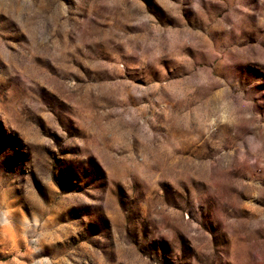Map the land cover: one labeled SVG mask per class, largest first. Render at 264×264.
I'll return each instance as SVG.
<instances>
[{
	"label": "rangeland",
	"instance_id": "1",
	"mask_svg": "<svg viewBox=\"0 0 264 264\" xmlns=\"http://www.w3.org/2000/svg\"><path fill=\"white\" fill-rule=\"evenodd\" d=\"M0 264H264V0H0Z\"/></svg>",
	"mask_w": 264,
	"mask_h": 264
}]
</instances>
